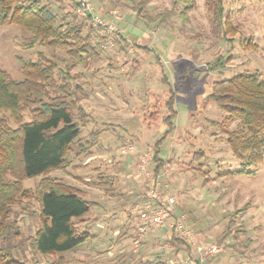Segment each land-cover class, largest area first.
Masks as SVG:
<instances>
[{
	"label": "rangeland",
	"instance_id": "obj_1",
	"mask_svg": "<svg viewBox=\"0 0 264 264\" xmlns=\"http://www.w3.org/2000/svg\"><path fill=\"white\" fill-rule=\"evenodd\" d=\"M91 2L97 14L113 21L117 31L106 32L87 21L94 42L100 41L98 55L68 71L69 84L80 88L75 98L83 110L76 113L81 132L66 170L47 174L78 188L93 202L86 214L73 219L79 231L91 237L61 253L34 252L26 242L40 224L39 205L32 193L8 209L7 219L19 229L12 241L17 246L14 255L29 264L59 259L65 264H169V260L184 264L182 254L169 251L168 241V247L164 245L162 227L142 221L135 213V205L146 200L150 186L147 179L155 166L152 143L165 129L162 117L170 86L175 90L177 114L174 130L159 154L165 165L156 176L160 188L175 199V215L166 223L168 232L180 224L193 232L197 243L218 245L220 251L205 264H264V155L262 162L246 167L244 174L218 176L224 170L243 168L227 144L225 131L245 128L236 119L224 122L226 115L215 103H203L214 80L242 71L264 74V0H224L225 16L233 28H226L228 32L222 23L213 21L205 0H147L144 10L149 15L169 10L162 21L148 23L133 10L139 0ZM49 4L64 15L73 1L49 0ZM185 7L184 18L180 12ZM28 35L18 25H0V69L13 79L22 77L19 59L35 60L38 51L48 58L53 53L67 58L62 51L43 46L23 48ZM117 36L126 39L125 47ZM221 57L229 59L223 67L210 69ZM57 63L54 78L60 82L66 70ZM152 109L159 112L158 120L148 124L144 116ZM30 117L26 112L25 120ZM99 127L103 130L98 140L89 144L91 131ZM130 146L132 150L122 152ZM198 151L201 156L193 158ZM41 178H27L22 187L33 192ZM244 205L246 210L232 224L237 228L243 223L240 241L232 235L221 240L231 213ZM140 226L145 230L141 238L154 239L141 242Z\"/></svg>",
	"mask_w": 264,
	"mask_h": 264
},
{
	"label": "trees",
	"instance_id": "obj_2",
	"mask_svg": "<svg viewBox=\"0 0 264 264\" xmlns=\"http://www.w3.org/2000/svg\"><path fill=\"white\" fill-rule=\"evenodd\" d=\"M146 1L139 0L133 8L138 18L146 23L166 18L169 10L149 15L144 10ZM205 3L214 22L222 23L225 31L233 29L230 18L225 16L224 0H205ZM73 10L71 4L67 13L59 15L52 10L49 0H0V25L15 24L29 33L23 48L43 46L60 50L67 57L61 59L53 53L48 58L38 51L35 60L19 59L21 79H13L6 70L0 69V264H29L14 255L17 246L12 241L18 238L19 229L14 221L7 219V215L9 207L20 197L32 193L39 205L40 224L26 242L34 252L43 255L61 253L91 237L90 233L79 231L73 219L86 214L93 202L86 200L78 188L47 176L52 170H66L72 146L81 132L76 113H83V110L75 98L80 88L69 84L72 79L68 71L97 57L96 45L100 43L94 42L88 18L78 21ZM186 10L187 7L180 12L181 17L185 16ZM117 39L124 47L127 45L125 38L117 36ZM228 59L218 58L210 64V69L223 67ZM58 61L66 70L61 72L60 82L54 78ZM174 101L175 90L169 86V97L164 102L166 111L162 117L165 129L152 143L154 177L165 165L159 154L163 141L174 130L177 114ZM209 102L215 103L226 115L224 122L236 119L245 128L244 131H225L227 144L243 168L224 170L218 176L246 173V167L262 162L264 155V74L242 71L230 78L214 80L210 93L203 98V103ZM26 112L31 116L28 120H25ZM158 114L152 109L145 114L144 120L148 124L155 122ZM102 130L99 127L91 131L93 139L89 144L98 140V133ZM201 154L198 151L193 158ZM35 176L42 178L33 192L22 187L23 180ZM246 208L244 205L231 213L221 240L232 235L235 241H240L238 232L243 223H238L237 228L232 224ZM167 241L172 251L186 253L190 250L187 237L177 231L176 226L171 227ZM45 264L65 262L59 259Z\"/></svg>",
	"mask_w": 264,
	"mask_h": 264
},
{
	"label": "built area",
	"instance_id": "obj_3",
	"mask_svg": "<svg viewBox=\"0 0 264 264\" xmlns=\"http://www.w3.org/2000/svg\"><path fill=\"white\" fill-rule=\"evenodd\" d=\"M74 4V13L80 17H87L91 25L94 27H100L106 32H116L117 28L111 19L100 16L96 13L95 8L91 0H72ZM130 146L129 149L132 150ZM150 179V186L147 188L146 200L135 205V213L144 222L151 223L154 227H163L167 220L172 219L175 215L174 206L175 199L172 195L164 192L160 188V182L158 177H154L152 174L148 177ZM174 226V225H173ZM183 236L187 237L190 245L191 253L184 260V264H205L204 262L214 256L220 251V248L216 244H201L197 243L194 234L188 227L180 224L175 225ZM145 233L142 226L138 227V237Z\"/></svg>",
	"mask_w": 264,
	"mask_h": 264
},
{
	"label": "crops",
	"instance_id": "obj_4",
	"mask_svg": "<svg viewBox=\"0 0 264 264\" xmlns=\"http://www.w3.org/2000/svg\"><path fill=\"white\" fill-rule=\"evenodd\" d=\"M147 181H148L147 183H150V179H147ZM162 230L165 231V232H164L163 237H162V236H161V237L165 239L166 242L164 243V245H166V246L168 247V245H169L168 242H167V238H168V225H167V224L164 225V226L162 227ZM149 239H154V238H151V237H150ZM149 239H143V238H141L140 241H141V242H146V241L149 240ZM160 239H161V238H160ZM169 246H170V245H169ZM169 248H170V247H169ZM171 250H172V249L170 248L169 251H171ZM190 253H191V250H189V252H186V253H184V252H182V251H181V252H178V255H179V256L182 254V257H181V263L185 260V258H186V257L188 256V254H190ZM167 254H168V253H166V255H165L166 258L168 257ZM171 255H172V254H171ZM171 255H170V256H171ZM170 256H169V257H170ZM161 262H163V261H161ZM168 263L171 264V263H173V262H172V260H171V261L169 260Z\"/></svg>",
	"mask_w": 264,
	"mask_h": 264
}]
</instances>
